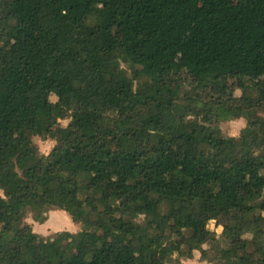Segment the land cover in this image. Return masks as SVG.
Instances as JSON below:
<instances>
[{"label":"trees","instance_id":"obj_1","mask_svg":"<svg viewBox=\"0 0 264 264\" xmlns=\"http://www.w3.org/2000/svg\"><path fill=\"white\" fill-rule=\"evenodd\" d=\"M263 92L264 0H0V264H264Z\"/></svg>","mask_w":264,"mask_h":264},{"label":"rangeland","instance_id":"obj_2","mask_svg":"<svg viewBox=\"0 0 264 264\" xmlns=\"http://www.w3.org/2000/svg\"><path fill=\"white\" fill-rule=\"evenodd\" d=\"M113 32L116 36L121 34L120 27H115ZM241 92L240 82L236 79H229L227 81V86L224 90V95H239ZM262 97H264V92L262 93ZM258 118H264V112H259L257 114ZM67 121H59L57 126L65 127ZM220 127L222 131L234 138L238 137L239 131L244 127V121L242 119L221 122ZM34 145L37 148V155L39 157L49 156L51 155V151L55 146V141L53 139L41 140L38 137H34L32 139ZM24 221L28 224H31L32 229L35 233L50 236L56 232H67V233H75L79 230V225L70 219L66 212L57 208L50 207L48 208V219L44 223H36L31 219L30 213L28 212L25 216ZM221 220H212L208 224V228L214 231L217 235L221 231ZM260 253L264 256V250H260ZM183 264H206V262H201L196 258L192 259H180Z\"/></svg>","mask_w":264,"mask_h":264}]
</instances>
